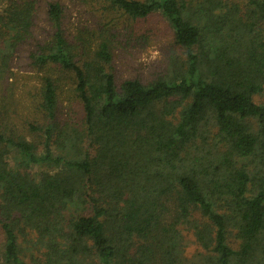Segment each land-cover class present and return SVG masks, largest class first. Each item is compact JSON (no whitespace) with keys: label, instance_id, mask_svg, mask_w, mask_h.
I'll return each mask as SVG.
<instances>
[{"label":"trees","instance_id":"1","mask_svg":"<svg viewBox=\"0 0 264 264\" xmlns=\"http://www.w3.org/2000/svg\"><path fill=\"white\" fill-rule=\"evenodd\" d=\"M4 2L0 264H264V0H89L71 33L49 2L42 42L37 1ZM152 16L181 60L119 78Z\"/></svg>","mask_w":264,"mask_h":264},{"label":"rangeland","instance_id":"2","mask_svg":"<svg viewBox=\"0 0 264 264\" xmlns=\"http://www.w3.org/2000/svg\"><path fill=\"white\" fill-rule=\"evenodd\" d=\"M37 1V14L36 23L34 27V37L37 38L39 42L47 40L51 35L50 27L47 24L45 11L47 4L49 2H58L64 8V23L66 25L67 31L73 32L75 27L86 25L92 20V12L88 7L89 0H36ZM236 2L244 3L246 0H234ZM3 3L0 2V13L3 8ZM39 10V11H38ZM122 21V19H121ZM135 33L131 36V47L126 48L127 52L125 54L121 53V56L117 60L116 71L119 78H132L140 77L143 79H148L153 72L162 71V67L167 59V55L177 56L179 60L181 57L180 52L173 48L170 43L171 31L166 26V23L161 17L152 16L147 21H141L136 23ZM141 34H147L149 41L145 45H137L136 38ZM153 35H155L153 38ZM1 36V33H0ZM137 36V37H136ZM120 46V45H118ZM170 50V51H169ZM123 52V51H121ZM22 55L17 63L20 67L25 66L26 59ZM124 59V60H123ZM13 83L16 88V96L25 98L28 102V92L32 91L35 86H37V79L34 78V73L29 72L24 69L15 70V75L13 76ZM22 94V96H21ZM264 99V95L256 97L255 101L260 102ZM20 106L18 107V111ZM60 112L63 114L61 118L65 119L68 116H76L75 114L80 113L77 105H73L70 100V95L65 89L60 102ZM23 113H21L22 115ZM37 171V169H36ZM3 245V236L0 233V253ZM193 249L190 248L187 254H191Z\"/></svg>","mask_w":264,"mask_h":264}]
</instances>
